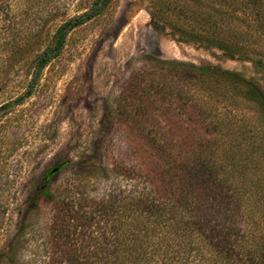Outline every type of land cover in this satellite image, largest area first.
Returning a JSON list of instances; mask_svg holds the SVG:
<instances>
[{"label": "rangeland", "instance_id": "obj_1", "mask_svg": "<svg viewBox=\"0 0 264 264\" xmlns=\"http://www.w3.org/2000/svg\"><path fill=\"white\" fill-rule=\"evenodd\" d=\"M91 1L0 0V264L50 263L46 227L54 210L43 200L33 212L27 209L29 195L43 183L49 170L66 163L51 173L50 180L54 185L75 184L79 192L98 194L113 188L115 192L127 191L132 184L144 185L132 179L129 170L141 156L148 159L153 148L133 151L124 128L130 119L140 115L142 105L166 112L164 118L172 120L188 136L201 133L209 118L213 120L179 105L190 96L199 98L203 108L213 109L219 118L214 122H226L228 128L233 126L230 114L237 121L236 128L243 123L240 121L250 127V123L264 120L257 101L254 104L252 99L239 96L232 104L215 93L209 85L219 78L191 82L180 68L161 62L181 61L233 70L253 79L264 90V74L252 62L230 58L218 48L179 41L171 35L168 25L165 31H159L151 23L152 16L169 25L180 23L178 5L173 8L171 2L170 8H165L161 4L164 0H114L105 13L69 32L58 57L30 86L37 53L59 25L87 9ZM161 5L165 13L157 12ZM234 16L230 23L210 31L216 30L219 37L227 40L244 41L252 52L264 50V36L259 33L260 39L255 38L256 14L247 8L236 11ZM205 20L194 12L185 25H203ZM182 67L188 72L187 67ZM155 120L150 122L148 118L140 129L144 133L159 130L161 123L154 124ZM164 122L163 119L162 125ZM262 133L264 137V128ZM193 149L189 146L188 154ZM257 156L259 167L253 171L254 164H249L247 178H235L234 183H241V187H236L234 196L244 200L238 213L245 208L254 214V222L260 223V231L264 232V144ZM115 167H122L125 174H115ZM94 168L100 175L85 173ZM252 181H262L263 186H255ZM26 216L25 234L13 239ZM227 218L220 214L218 219ZM239 225L238 216L237 231L251 229L249 224Z\"/></svg>", "mask_w": 264, "mask_h": 264}, {"label": "trees", "instance_id": "obj_2", "mask_svg": "<svg viewBox=\"0 0 264 264\" xmlns=\"http://www.w3.org/2000/svg\"><path fill=\"white\" fill-rule=\"evenodd\" d=\"M171 2L173 8L178 5L176 15L180 23L169 25L152 16L151 23L159 31H165L168 25L171 35L179 41L221 49L230 58L252 62L254 68L264 74V50L252 52L244 41L227 40V37H219L216 30L210 31L224 22L230 23L236 11L249 8L256 14L253 26L258 30L255 38L260 39L259 33L264 36V0H164L161 4L169 9ZM215 3L218 6H214ZM113 4L114 0H92L87 9L59 25L33 60L30 86L38 82L42 70L58 57L72 29L102 15ZM162 5L158 13L164 12ZM194 12L206 18L203 25H185V20H191ZM161 62L180 68V73L191 82L203 78L210 82L213 78L225 81L216 80L209 86L232 104L239 96L252 99L254 104L257 101L259 112L264 115V90L253 79L210 65ZM182 66L187 67L190 74ZM188 99L179 105L196 111L201 118L213 119L209 118L206 130L201 133L182 134L172 120L164 118L166 112L163 114L160 108L155 112V107L146 104L142 105L140 115L125 125L127 142L133 151L146 152L145 147L153 148L148 159L141 156L137 164H131L132 171L129 170L131 178L144 185L135 183L127 191L115 192L113 188L92 194L79 192L75 184L68 182L54 185L50 180L52 169L44 174L43 183L29 195L27 209L33 212L39 200H43L54 210L46 227L49 264H264V232L260 231V223L254 222V214L245 208L238 213L244 200L234 196L236 187H241V183H234L235 178L246 179L249 164H254L253 171L259 167L256 159L264 144L263 133L260 134L264 120L250 123L251 128L240 121L243 123L238 125V130L237 121H233V114L229 113V123L233 126L228 128L223 119L224 126L214 122L219 118L213 109L199 105V98L190 96ZM150 103L153 106V102ZM148 118L150 122L155 118L154 124L160 122L161 128L144 133L140 124ZM189 146L194 147L190 154ZM64 164L57 168L62 169ZM103 168L107 172L106 166ZM89 172L100 175L95 168L85 173ZM113 172L120 175L126 171L115 167ZM251 184L262 185V181ZM220 214L228 215V220L218 219ZM238 216L241 221L238 227L249 224V232L241 228L242 231H237ZM26 218L28 216L23 217L13 239L18 240L25 234Z\"/></svg>", "mask_w": 264, "mask_h": 264}, {"label": "water", "instance_id": "obj_3", "mask_svg": "<svg viewBox=\"0 0 264 264\" xmlns=\"http://www.w3.org/2000/svg\"><path fill=\"white\" fill-rule=\"evenodd\" d=\"M57 168H54V169H52L53 171H55Z\"/></svg>", "mask_w": 264, "mask_h": 264}]
</instances>
